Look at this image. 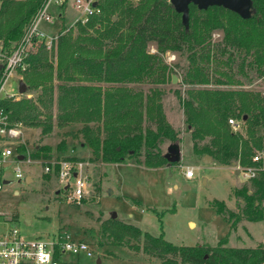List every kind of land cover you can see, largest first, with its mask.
<instances>
[{
    "label": "trees",
    "instance_id": "obj_1",
    "mask_svg": "<svg viewBox=\"0 0 264 264\" xmlns=\"http://www.w3.org/2000/svg\"><path fill=\"white\" fill-rule=\"evenodd\" d=\"M43 2L0 0V43L6 55ZM250 4L247 19L223 7L199 10L191 4L185 26L169 0H102L99 16L59 36L52 61L41 46L31 55L22 73L25 96L2 101L0 107L12 121L46 135L52 130L55 104L57 127L79 125L80 146L96 160L116 164L144 154L139 165L159 168L168 165L161 145L180 141L163 113L159 87L180 71L185 97H179L194 153L211 156L220 166L255 170L253 178L234 190L237 212L228 210L224 201L211 200L209 205L233 219L232 225L261 222L264 234V0ZM166 53L175 55L172 66L164 60ZM4 62L0 58V78ZM230 119L240 124L238 132L228 124ZM16 147L20 153L28 150L23 144ZM69 147L60 143L54 151ZM51 152L49 146L36 145L30 156L46 163ZM101 233L111 245L143 236L146 250L172 254L180 264L264 260V236L254 247L229 246L227 236L215 246H178L118 219L104 221Z\"/></svg>",
    "mask_w": 264,
    "mask_h": 264
},
{
    "label": "rangeland",
    "instance_id": "obj_2",
    "mask_svg": "<svg viewBox=\"0 0 264 264\" xmlns=\"http://www.w3.org/2000/svg\"><path fill=\"white\" fill-rule=\"evenodd\" d=\"M49 12L53 16V26L46 23L40 25L48 36L70 28L79 16L71 0L62 8L51 6ZM55 52L56 49L48 52L50 60ZM151 53H154V49H151ZM164 60L171 66L176 62L175 55L171 53H166ZM186 64L181 62L180 65ZM180 73L177 71V75H172L171 82L159 87L163 113L180 140L178 163L148 168L139 165L144 160L142 154L126 157L124 163L104 164L96 160L88 148L80 146L83 138L78 134L79 125L65 129L57 127L54 104L51 108L54 116L51 132L44 135L41 129L24 124V136L17 144L25 145L29 154L36 145L51 147L52 158L47 160L48 163L68 162L72 166L83 163V173L89 179L87 190L81 201H67L70 188L66 189V184L70 183L71 187L73 184L71 179L65 182L59 180V165L47 175L43 171L44 164L38 160H33L30 165L9 163L5 167L9 183L0 192V232L16 228L26 238L60 237L61 241L82 240L88 244L91 256L85 252H65L63 264H97L98 258L101 260L99 264H170L168 261L171 259L177 261L175 264H180L172 254L162 256L153 250H146L143 236L121 245H111L101 233L102 223L108 219L135 225L143 232L162 236L178 246H215L224 236H227V245L233 247H254L259 244L264 236L261 222L241 220L232 225L233 219L228 220L226 214L209 205L208 201L211 200L224 201L228 210L237 212L239 197L234 190L246 181L233 166L205 164L203 157L194 153L180 102L181 97H185ZM22 78L20 71L11 76L5 85L7 92L15 93L18 80ZM23 96L25 94L20 95L18 100ZM60 143L69 144L70 147L55 152ZM169 145V142L161 145L164 154ZM71 157H78V160ZM17 167L24 176L20 181L13 172ZM187 169L193 171V178H185ZM27 176L32 177L29 184L26 182ZM113 213L116 214L115 218H111Z\"/></svg>",
    "mask_w": 264,
    "mask_h": 264
},
{
    "label": "built area",
    "instance_id": "obj_3",
    "mask_svg": "<svg viewBox=\"0 0 264 264\" xmlns=\"http://www.w3.org/2000/svg\"><path fill=\"white\" fill-rule=\"evenodd\" d=\"M70 0H44L41 8L33 16L27 25L22 39L16 43L9 55H6L2 44L0 43V58L5 62L2 65V75L0 78V102L6 100H18L20 96L18 89L15 93H10L5 89L7 80L15 75L18 71L24 73L29 66V59L37 49L41 46L45 50L51 51L60 35L66 33L70 29L77 26L87 25L93 17L101 14L100 3L102 0H71L73 7L78 11L79 16L75 20L73 26L62 30L58 34L48 36L40 29L42 23L53 26L54 22L52 14L49 12L51 6L62 8L69 3ZM135 2L137 0H127ZM61 17V15H58ZM174 58V57H172ZM234 133L238 132L240 124L234 120H228ZM24 136V125L22 122L12 121L10 113L0 107V192L4 186L9 183L6 176L5 167L9 163H25L30 165L33 160L30 154L17 151V142ZM22 156V160L18 157ZM13 159L12 161H10ZM37 161V160H36ZM41 160H38L40 162ZM254 162L259 161L258 157L253 159ZM42 162V161H41ZM41 164V163H40ZM43 171L45 174L54 172L55 166L59 165L58 178L65 182L72 180L66 184V189L70 188V194L67 201L79 202L84 196L88 187V177L83 173L84 164L78 162L75 166L68 162L64 163H46ZM233 168L241 175L244 181H248L255 175L252 168H243L240 165H233ZM14 176L19 181L24 178L19 167L13 169ZM186 179L193 178V171L187 169L184 172ZM1 215V213H0ZM65 252L80 253L85 252L88 256L92 255V251L88 244L82 240H65L61 241L60 237L54 239H43L40 237L26 238L16 228H9L0 232V264H63V254ZM264 264V260L260 263Z\"/></svg>",
    "mask_w": 264,
    "mask_h": 264
},
{
    "label": "water",
    "instance_id": "obj_4",
    "mask_svg": "<svg viewBox=\"0 0 264 264\" xmlns=\"http://www.w3.org/2000/svg\"><path fill=\"white\" fill-rule=\"evenodd\" d=\"M170 4L177 13L181 14L182 23L186 26L188 23L189 16V6L191 4L195 5L199 10H206L211 6L223 7L233 13H236L242 19H247L250 17V0H169ZM115 20V18H114ZM175 82V77H173ZM27 91L25 84L20 81L18 86V92L20 95H24ZM180 148L178 144H170L167 147L166 153L164 154V159L167 161V166H172L180 161ZM22 160V156L18 157ZM203 162L205 164H212L213 158L211 156L205 155L203 157ZM30 179L27 180V183ZM116 214L113 213L111 218H115ZM100 258L97 259V264L100 263Z\"/></svg>",
    "mask_w": 264,
    "mask_h": 264
},
{
    "label": "crops",
    "instance_id": "obj_5",
    "mask_svg": "<svg viewBox=\"0 0 264 264\" xmlns=\"http://www.w3.org/2000/svg\"><path fill=\"white\" fill-rule=\"evenodd\" d=\"M18 81L20 82V80H18ZM19 82H18V86H19ZM28 179H30V181L27 184H29L30 182H32V177L31 176H27L26 177V182H27Z\"/></svg>",
    "mask_w": 264,
    "mask_h": 264
}]
</instances>
